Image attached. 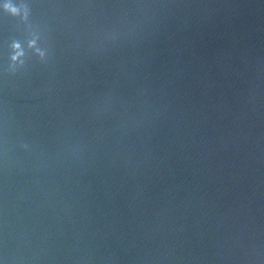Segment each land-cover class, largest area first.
<instances>
[{"label": "water", "instance_id": "1", "mask_svg": "<svg viewBox=\"0 0 264 264\" xmlns=\"http://www.w3.org/2000/svg\"><path fill=\"white\" fill-rule=\"evenodd\" d=\"M4 3L0 264H264V0Z\"/></svg>", "mask_w": 264, "mask_h": 264}, {"label": "clouds", "instance_id": "2", "mask_svg": "<svg viewBox=\"0 0 264 264\" xmlns=\"http://www.w3.org/2000/svg\"><path fill=\"white\" fill-rule=\"evenodd\" d=\"M3 12L14 19H19L21 24L27 26L30 38L27 40L26 47L20 40H12L9 45V63L7 65V72L15 74L18 70L23 69L26 61L29 58V53L39 58L44 62L48 58V51L39 45L41 39L38 30H34L29 24L31 9L26 3V0H5L3 4ZM24 147H27L25 145Z\"/></svg>", "mask_w": 264, "mask_h": 264}]
</instances>
